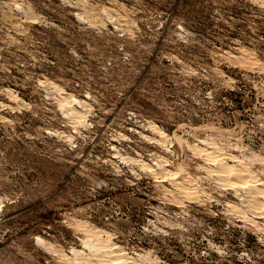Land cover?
Segmentation results:
<instances>
[{
	"label": "rangeland",
	"instance_id": "1",
	"mask_svg": "<svg viewBox=\"0 0 264 264\" xmlns=\"http://www.w3.org/2000/svg\"><path fill=\"white\" fill-rule=\"evenodd\" d=\"M258 181L264 0H0V264H264Z\"/></svg>",
	"mask_w": 264,
	"mask_h": 264
},
{
	"label": "bare ground",
	"instance_id": "2",
	"mask_svg": "<svg viewBox=\"0 0 264 264\" xmlns=\"http://www.w3.org/2000/svg\"><path fill=\"white\" fill-rule=\"evenodd\" d=\"M74 112L77 113L76 111H74ZM212 161H213L212 172L214 173V175L216 176V178L218 177V179H220L222 181L229 182L233 186H236V187L238 186L239 188L240 187H246V186L248 187V184L250 182L249 181H242L247 176V174L243 173L244 170L241 172V171H238V170H241V169H238V170L236 168L234 169V165H231L228 162L223 161V159L222 160L219 159V157L218 156H215V155H212ZM143 164H144V166L145 165L146 166H149L148 163H146V162H144ZM255 185L258 187V191L256 192V194L259 195V198L261 200H264V183L261 182V181H258V182H256ZM37 240H38V242H41V239L40 238H37ZM90 241H91V239L89 238L87 242H84L87 247L88 246H91L92 251H93V247L96 250H99L100 249V246L97 243H95L96 245H91L93 243L92 242L90 243ZM106 247H108V246H106ZM109 248H111V247L109 246ZM115 250H116V248L114 246H112V248L109 249V253L111 254V258L110 259L108 258V259L104 260V262L102 261L103 262L102 264H127L128 261L125 260L122 257L121 254L115 255L116 254V251H117V250L116 251ZM106 251H108V250H106ZM78 252H80V251H78Z\"/></svg>",
	"mask_w": 264,
	"mask_h": 264
}]
</instances>
